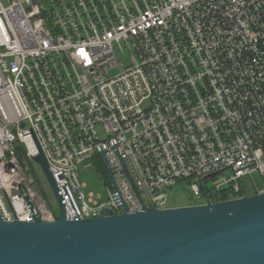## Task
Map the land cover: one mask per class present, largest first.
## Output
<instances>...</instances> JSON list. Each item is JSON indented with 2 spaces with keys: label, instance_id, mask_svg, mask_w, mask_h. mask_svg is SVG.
<instances>
[{
  "label": "built area",
  "instance_id": "1",
  "mask_svg": "<svg viewBox=\"0 0 264 264\" xmlns=\"http://www.w3.org/2000/svg\"><path fill=\"white\" fill-rule=\"evenodd\" d=\"M33 133L72 219L122 213L121 198L172 207L181 182L199 204L264 192V0H0L7 222L34 220L28 200L58 217L31 175ZM100 151L121 198L108 175V200L82 206L80 166Z\"/></svg>",
  "mask_w": 264,
  "mask_h": 264
},
{
  "label": "water",
  "instance_id": "2",
  "mask_svg": "<svg viewBox=\"0 0 264 264\" xmlns=\"http://www.w3.org/2000/svg\"><path fill=\"white\" fill-rule=\"evenodd\" d=\"M41 165L59 203L57 220L7 222L0 214V264H264V192L237 199L172 206L143 205L130 213L113 170L100 151L124 211L72 219L64 196L33 133ZM137 197L132 176L126 168Z\"/></svg>",
  "mask_w": 264,
  "mask_h": 264
},
{
  "label": "rangeland",
  "instance_id": "3",
  "mask_svg": "<svg viewBox=\"0 0 264 264\" xmlns=\"http://www.w3.org/2000/svg\"><path fill=\"white\" fill-rule=\"evenodd\" d=\"M122 59V54L120 55ZM101 139L105 138L106 132L100 125L97 128ZM29 165L31 168V175L35 180V186L39 189L40 195L43 200L49 203L51 210L56 216L60 212L59 203L46 179V176L41 168V165L35 160H30ZM105 168L104 163L100 161H93V164L86 166L85 164L80 166V182L81 192L84 194L82 198L79 193L80 203L84 206V201H87L90 206L98 207L100 204L106 202L109 198L107 187L109 186L108 174L103 171ZM254 178L259 187L264 186V180L259 173H254ZM253 193V192H252ZM170 206H182L190 204H199L202 200L195 199L191 200L189 196V189L187 188L186 182H181L173 187L168 193ZM86 215H93L88 208H84Z\"/></svg>",
  "mask_w": 264,
  "mask_h": 264
},
{
  "label": "trees",
  "instance_id": "4",
  "mask_svg": "<svg viewBox=\"0 0 264 264\" xmlns=\"http://www.w3.org/2000/svg\"><path fill=\"white\" fill-rule=\"evenodd\" d=\"M105 169H106V168L103 169L104 172H105Z\"/></svg>",
  "mask_w": 264,
  "mask_h": 264
}]
</instances>
